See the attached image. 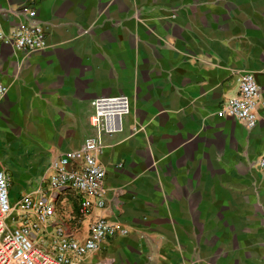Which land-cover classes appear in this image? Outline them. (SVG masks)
I'll return each mask as SVG.
<instances>
[{"label":"crops","instance_id":"crops-1","mask_svg":"<svg viewBox=\"0 0 264 264\" xmlns=\"http://www.w3.org/2000/svg\"><path fill=\"white\" fill-rule=\"evenodd\" d=\"M37 21L47 46L0 44V169L10 198L96 134L93 100L131 101L99 158L128 231L85 264H264V105L247 130L216 113L254 73L264 101V0H0V29ZM110 142L112 144H110Z\"/></svg>","mask_w":264,"mask_h":264},{"label":"built area","instance_id":"built-area-1","mask_svg":"<svg viewBox=\"0 0 264 264\" xmlns=\"http://www.w3.org/2000/svg\"><path fill=\"white\" fill-rule=\"evenodd\" d=\"M0 44L17 52L43 49L47 35L39 22H26L8 32L0 29ZM7 93L8 87L0 82V101ZM262 94L255 74L242 73L236 94L223 102L216 115L252 130L261 120ZM92 105L90 122L96 134L85 139L78 153L59 155L36 190L24 193L16 204L10 198L11 177L0 169V264H85V257L128 233L100 213L89 222L86 238L77 237L87 218L107 208V172L99 154L107 140L125 132L131 113V101L123 94L97 97ZM260 167L264 168V157Z\"/></svg>","mask_w":264,"mask_h":264}]
</instances>
